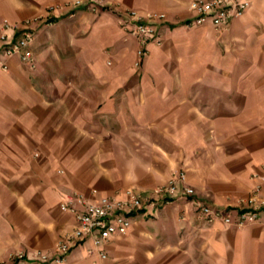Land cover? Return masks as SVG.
Listing matches in <instances>:
<instances>
[{
    "label": "crops",
    "instance_id": "0c3cea01",
    "mask_svg": "<svg viewBox=\"0 0 264 264\" xmlns=\"http://www.w3.org/2000/svg\"><path fill=\"white\" fill-rule=\"evenodd\" d=\"M70 1L0 0V37L5 19L12 39L39 17L34 65L0 54V264H54L59 241L63 264H264V221L210 222L197 205L236 214L264 174V0L220 28L193 22L191 0ZM128 8L167 15L139 66ZM181 172L194 195L154 198ZM128 189L153 203L126 234L70 238L62 203Z\"/></svg>",
    "mask_w": 264,
    "mask_h": 264
},
{
    "label": "built area",
    "instance_id": "2783aa9c",
    "mask_svg": "<svg viewBox=\"0 0 264 264\" xmlns=\"http://www.w3.org/2000/svg\"><path fill=\"white\" fill-rule=\"evenodd\" d=\"M101 2L102 0H96ZM81 0H76V6L81 5ZM251 0H191L190 10L194 13L193 22L202 23L210 19L217 27H225L229 23L244 14L250 6ZM128 22L132 24V32L138 37L140 47L137 50L138 59L136 64L141 63L143 56L148 53V45L152 42L160 43L161 39L156 28V22L165 20L167 15L164 11L141 10L128 8L126 11ZM39 17L25 19L24 29L17 37L10 39V30H15L18 26L16 22L9 19L4 20L3 31L0 37V54L11 56L19 53L23 59L33 62V50L30 43L33 39L31 31L32 24ZM192 21H189L191 24ZM0 68L6 70L7 62L0 57ZM253 178L259 182L254 186L252 194L242 200L239 211L236 214L225 211L222 208H212L209 205L198 202L200 210L208 221L221 219L226 224L244 226L248 223L264 221V200L260 194L264 189V174L254 173ZM186 174L181 172L178 178H171L167 183L156 186L152 193L154 198H172L178 196H192L194 189L185 185ZM126 197L104 196L97 203L87 204V210L78 211L73 206V199L61 204L63 211L72 212L76 216L78 227L70 234V238L82 239L85 235L93 236L94 246L102 248L104 243L113 235H124L131 227V220L128 217L130 212L141 210L153 203L150 197L128 189ZM80 203H85L82 195H77ZM70 246L67 241H59L56 244V253L53 256L54 264H63L66 260ZM101 256L106 257L104 251ZM18 258H23L24 253L19 252ZM50 255L46 252L36 251L34 258L41 261H48Z\"/></svg>",
    "mask_w": 264,
    "mask_h": 264
},
{
    "label": "rangeland",
    "instance_id": "374dc122",
    "mask_svg": "<svg viewBox=\"0 0 264 264\" xmlns=\"http://www.w3.org/2000/svg\"><path fill=\"white\" fill-rule=\"evenodd\" d=\"M75 1H76V0H73V1H70L71 3H70V2H68V3H69V4H72V5H74V6H76V5L74 4ZM81 1H82V3H81V5H82V4L84 3V0H81ZM93 1H94V3H98V4H99V3H102V1H101V2H97L96 0H93ZM78 6H79V5H78ZM136 65L139 66L140 63H139V64H136ZM59 172H60V173H64V170H63V169H60Z\"/></svg>",
    "mask_w": 264,
    "mask_h": 264
}]
</instances>
